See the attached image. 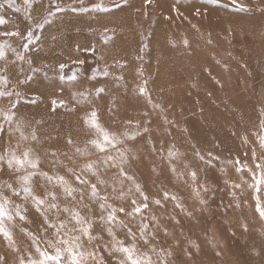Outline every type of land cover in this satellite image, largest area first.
Wrapping results in <instances>:
<instances>
[{
  "label": "rangeland",
  "instance_id": "rangeland-1",
  "mask_svg": "<svg viewBox=\"0 0 264 264\" xmlns=\"http://www.w3.org/2000/svg\"><path fill=\"white\" fill-rule=\"evenodd\" d=\"M0 4V33H18L0 35V68L6 69L0 75L14 93L0 98V112H8L9 99L19 92L11 127L22 121L24 134L35 129L42 142L21 141L15 133L13 147L19 141L18 151L34 148L41 171L75 184L67 169L79 171L101 155L89 143L102 140L88 123L95 112L100 129L125 152L126 172L149 197L145 214L159 225L153 244L172 252L168 264H264V218L255 198L264 208V186L259 193L249 187L257 171L253 148L257 157L264 155L257 139L264 136V0H31V7L14 0L19 12L6 0ZM29 31L33 43L26 38ZM170 150L177 155L170 158ZM53 151L61 165L51 163ZM245 163L252 173L236 171ZM112 171L102 178L110 179ZM33 187L42 198L45 188L51 190L40 177L33 178ZM128 187L143 203L125 181ZM164 192L176 201L165 200ZM11 199L14 220L5 226L15 248L0 237V256L6 264H19L29 253L39 259L14 225L39 237L42 217L30 203ZM157 199L161 205L153 203ZM16 204L27 209L26 222L15 217ZM117 235L124 239L123 232Z\"/></svg>",
  "mask_w": 264,
  "mask_h": 264
},
{
  "label": "snow or ice",
  "instance_id": "snow-or-ice-1",
  "mask_svg": "<svg viewBox=\"0 0 264 264\" xmlns=\"http://www.w3.org/2000/svg\"><path fill=\"white\" fill-rule=\"evenodd\" d=\"M8 7L14 8L19 12L20 9L15 7L14 0H6ZM25 5L31 7V0H24ZM240 7V5H236ZM0 7H3L0 4ZM94 7H100L95 5ZM58 11L60 9H57ZM80 11H87L85 8ZM103 10V9H102ZM76 11V9H73ZM5 23L0 19V24ZM36 27H43L42 24ZM0 35L14 36L15 32L0 33ZM27 40L33 43L32 32L27 33ZM38 39V37H37ZM4 45L0 44V58H3ZM25 50L28 44H24ZM17 59L23 60V56L18 55ZM83 63V61H80ZM61 69L64 65H60ZM6 69L0 68V72ZM108 73L105 72L104 75ZM75 79V77H72ZM23 83V81H19ZM9 80L6 75H0V98H11L14 93L10 89H6ZM103 89H97V93ZM140 92L144 89L141 87ZM16 100L9 99V110L6 113L0 112L3 120L0 121V237L10 246L15 248V240L12 232L5 226V220L13 221L14 217L8 211V206L13 203L11 197H18L25 203H30L32 208L42 217L41 225L38 229L40 236L29 231L20 225H14L19 231L31 242V247L35 249L39 255V259L32 257L29 253L28 258L20 259L19 264H168V257L172 252L168 249H157L153 241L156 240L155 229L159 227L157 218L145 214V210L149 208V197L141 190L139 184L135 183L134 178L129 175L124 165L128 163L124 151L116 147L118 140L109 136L107 132H103L96 122V113L91 114L88 121L91 127L101 132V139H93L89 143L95 147L101 155L96 159L89 161L83 165L79 171L67 169L74 178L75 184L70 183L64 176L41 171L38 167L39 156L36 155L34 148L27 147L22 151H18L20 144L17 141L15 147L12 145V137L15 133L20 134L21 141L31 140L38 146H42V142L35 129L30 135H25L21 130L22 121H17L15 128L11 127L15 113V109L20 102V93L16 92ZM35 103V100L30 101ZM7 127H6V123ZM264 127V123H262ZM52 139V137H47ZM259 148L264 153V136L258 138ZM68 144H72L68 139ZM114 150L109 152V149ZM76 152L80 155H87L86 149L77 148ZM45 154H49L45 149ZM53 157L51 163L61 165L63 162L56 158V152L50 153ZM67 156V153H61ZM169 157H175L177 153L169 151ZM211 155V154H209ZM71 159V157H68ZM252 158L256 167V172L252 173L251 168L245 163L236 168L237 172L242 169L252 173L254 184H249L250 188H255L259 193L264 186V155L257 157L256 149L252 150ZM203 160V157H200ZM213 159H216L213 157ZM205 163L211 165L212 161ZM240 164L239 160L235 162ZM112 171L110 179L102 178V174ZM171 170L175 173V167ZM9 177L3 179V177ZM193 183L196 182V173H189ZM14 177V179H13ZM40 177L51 186V190L45 188L43 198L37 195L33 187V178ZM95 178V183L92 182ZM125 181L132 183L135 193L139 194L143 203L138 202L133 193V188H125ZM43 187V185H41ZM204 191L207 189L200 185ZM239 188L240 185L236 184ZM58 188L59 192L54 189ZM103 189V192H101ZM108 189H111L109 192ZM5 190L10 195L5 194ZM195 194L199 197V192L194 189ZM176 201V196L170 197L168 192H164V199ZM257 211L264 218V208L261 207L260 197L257 195ZM130 199V204L125 202ZM61 201H64L62 204ZM111 201H119L114 204ZM69 203L71 206H69ZM154 204L161 205L160 200H154ZM203 204L205 201L200 200ZM95 206V209L94 207ZM176 207H182L176 203ZM82 210H86V214H82ZM15 217L21 222H26L27 217L24 214L27 209L21 204L15 205ZM139 218V219H137ZM51 230V237L48 232ZM118 232H123L124 239H120ZM165 235L167 230L164 229ZM41 243L47 248L54 250V254H49L46 249L41 248ZM146 246L147 251H141L138 245ZM27 250V248H26ZM153 255L156 259H153ZM0 264H6L5 258L0 256Z\"/></svg>",
  "mask_w": 264,
  "mask_h": 264
}]
</instances>
